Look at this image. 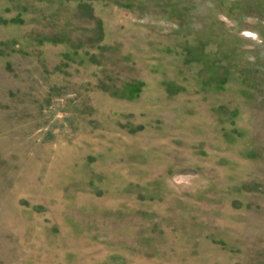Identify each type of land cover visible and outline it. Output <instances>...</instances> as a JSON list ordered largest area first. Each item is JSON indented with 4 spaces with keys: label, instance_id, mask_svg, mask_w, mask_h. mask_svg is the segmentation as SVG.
Wrapping results in <instances>:
<instances>
[{
    "label": "rangeland",
    "instance_id": "rangeland-1",
    "mask_svg": "<svg viewBox=\"0 0 264 264\" xmlns=\"http://www.w3.org/2000/svg\"><path fill=\"white\" fill-rule=\"evenodd\" d=\"M0 264H264V0H0Z\"/></svg>",
    "mask_w": 264,
    "mask_h": 264
}]
</instances>
